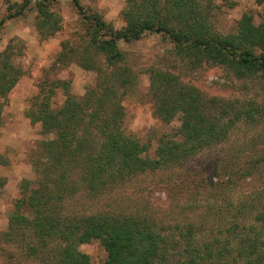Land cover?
Listing matches in <instances>:
<instances>
[{
  "label": "trees",
  "instance_id": "16d2710c",
  "mask_svg": "<svg viewBox=\"0 0 264 264\" xmlns=\"http://www.w3.org/2000/svg\"><path fill=\"white\" fill-rule=\"evenodd\" d=\"M54 1L57 0H37L38 28L43 37L61 27L60 17L50 8ZM161 1L142 0L138 7L129 1L123 11L126 26L116 29L101 14H87L80 0H74L79 12L90 21V39L84 50H92L93 54L86 55L82 65L96 70L99 79L86 95L59 109L52 106L51 98L61 81H46L28 113L32 122L42 123L44 133L55 134L54 139L42 141L39 148L58 180L50 177L51 173L41 175L35 194L18 199L10 213V226L4 233L7 241L15 240V230L21 223L34 230L25 244L26 256H35L46 264H91L89 254L78 245L98 239L107 251L105 264H264V201L258 207L244 203L225 219L226 224H220L223 227H202L191 219L167 220L144 206L65 214L64 206L61 209L56 205L76 191L74 186L63 187L69 167H79V178L86 190L101 198L108 188L114 189L128 179L176 167L201 147L225 138L232 123L260 112L257 101H249L239 110L230 99L205 95L195 86L180 82L178 75L156 70L151 81L153 113L164 122L181 115V125L171 137L167 133L160 135L156 144L142 142L126 131L123 101L132 78L130 69L119 64L125 55L119 47L120 40L139 39L149 32L166 33L176 43L177 53L186 51L195 60L207 58L214 64H228L239 77H264V22L255 25L253 16L245 13L238 34L216 35L195 16L193 0H164L163 5ZM98 53L112 66L110 71L96 59ZM15 55L12 44L0 51V96L5 99L23 75ZM62 59L63 53L58 57ZM4 105L0 101V125ZM179 136L183 137L181 141ZM260 155L254 165L264 162V151ZM5 161L0 153V163ZM49 180L57 181L56 189L48 186ZM26 205L35 213L33 218L22 212ZM249 207L255 213L246 223L243 219L247 216L243 218L240 211Z\"/></svg>",
  "mask_w": 264,
  "mask_h": 264
},
{
  "label": "rangeland",
  "instance_id": "374dc122",
  "mask_svg": "<svg viewBox=\"0 0 264 264\" xmlns=\"http://www.w3.org/2000/svg\"><path fill=\"white\" fill-rule=\"evenodd\" d=\"M129 1L136 7L142 2L80 0L87 14H101L116 29L126 26L123 11ZM191 5L196 9L195 16L216 35L238 34L245 13L253 16L255 25L264 22V2L259 0H193ZM50 8L60 17L61 27L53 35L43 37L38 28L37 0H0V19L3 18L0 51L12 44L16 53L14 61L23 69L22 77L7 99L0 96L5 104L0 125V153L6 159L5 163H0V264H46L40 258L25 255V244L34 232L26 224L21 223L15 230V240L4 238L16 201L35 194L33 191L38 188L41 175L51 173L50 177L58 180L39 148L42 141L54 139L55 134L44 133L42 123L32 122L28 115L41 85L55 80L65 84L66 87L61 84L56 87L51 98L52 106L59 109L76 97L82 98L99 79L96 70L82 65L86 55L93 54L92 50H84L90 39V21L79 12L74 0H57ZM172 25H177L176 21H172ZM119 47L125 54L119 64L130 69L133 82L124 96L123 127L142 142L156 144L160 135L167 133L171 137L181 125V115L164 122L153 113L151 81L156 70L178 75L180 82L195 86L205 95L230 99L239 110L249 101H257L260 112L253 118L244 116L232 123L225 138L201 147L198 153L176 167L128 179L114 189L108 188L101 198L86 190L79 178V167H69L70 174L63 179V187L73 189L74 186L76 191L56 203L61 209L65 207L62 212L90 214L115 206H144L150 213L167 220L191 219L198 226L223 227L220 224H226L225 219L240 210L244 203L258 207L264 201V162L254 165L253 161L264 151V77L259 74L239 77L228 64H214L207 58L201 62L186 55V51L177 53L176 43L166 33L149 32L139 39L120 40ZM61 53L63 59L58 60ZM96 59L110 71L112 66L104 61L102 54L98 53ZM178 139L181 141L183 137ZM48 186L56 189L57 181L49 180ZM251 211V208L240 211L243 218L247 216L243 222L253 219L255 212ZM22 212L29 213L30 218L35 214L30 205ZM78 248L89 254L91 264H105L107 251L98 239L80 243Z\"/></svg>",
  "mask_w": 264,
  "mask_h": 264
}]
</instances>
